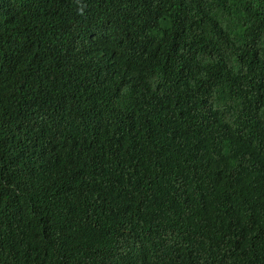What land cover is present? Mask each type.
Masks as SVG:
<instances>
[{
    "label": "trees",
    "instance_id": "1",
    "mask_svg": "<svg viewBox=\"0 0 264 264\" xmlns=\"http://www.w3.org/2000/svg\"><path fill=\"white\" fill-rule=\"evenodd\" d=\"M64 1L0 0V97L47 141L6 146L14 108L1 109L0 264H264V0H82L91 10L72 14ZM96 38L106 53L84 48ZM228 82L235 103L215 111ZM166 91L190 117L158 118Z\"/></svg>",
    "mask_w": 264,
    "mask_h": 264
},
{
    "label": "clouds",
    "instance_id": "2",
    "mask_svg": "<svg viewBox=\"0 0 264 264\" xmlns=\"http://www.w3.org/2000/svg\"><path fill=\"white\" fill-rule=\"evenodd\" d=\"M147 4L146 0H141L134 2L128 6H123L121 1H117L116 5L125 12H132L134 10H142ZM139 8V9H138ZM91 10L82 0H65L63 5L60 7L61 13H75L77 11H89ZM131 38L134 42H138L137 49L141 51H147L151 47L152 44L156 43V38L151 35V29L146 28H136L131 32ZM73 43L67 44L68 47H71ZM88 51L93 52L95 54L99 53H106L109 50V46L105 40L102 39H92L90 40L86 47ZM62 51V50H61ZM210 75L208 73H203ZM28 76V69L26 70V74L22 79L21 83L24 85ZM82 90L84 86L81 87ZM225 98L220 103L210 104V106L215 109V111H222L225 108V104H234L235 98L238 93V89L232 84V82L226 83L225 87ZM155 102L157 104V116L162 120H166V118L171 112H176L180 114L183 118H187L191 116L190 109L186 108L187 104L183 101H179V93L166 91L155 93ZM23 102L15 97H8L3 99L0 97V111L6 107H13L14 108V121L10 128H8L4 133L3 142L6 146L12 148L14 151H21L27 150L29 147L40 144L44 146L46 142H43L41 138L38 136L37 130L35 127L31 126L29 123V119H27V114L23 111L21 106ZM77 104L75 107V111H72L68 114V117L62 121V125H60L61 135L59 139L61 140L62 144L67 145L71 142V138L66 135L64 129L67 133H72L75 129L80 127V122L82 119L81 116V107ZM108 108V107H106ZM84 109V108H83ZM93 116L94 113H93ZM49 115H45V117L41 118V124L43 126L46 125L48 121ZM182 120V119H179ZM189 120V119H187ZM94 121L89 123V127L92 128ZM229 121L226 123L224 130L226 129ZM212 134H218L221 130L218 128L217 123L213 121L212 125L210 126ZM222 133V132H221ZM226 139L228 140L227 136L225 135ZM101 157V154H99ZM88 166H91L88 163ZM88 178H83V182H88ZM74 183H72L73 185ZM4 229L2 225H0V246L8 243V238L3 235ZM13 255L10 249H7L3 254L2 257L8 260Z\"/></svg>",
    "mask_w": 264,
    "mask_h": 264
},
{
    "label": "bare ground",
    "instance_id": "3",
    "mask_svg": "<svg viewBox=\"0 0 264 264\" xmlns=\"http://www.w3.org/2000/svg\"><path fill=\"white\" fill-rule=\"evenodd\" d=\"M224 1H226V0H224ZM217 2H218V0H217ZM226 3H228V2H226ZM225 5H226V4H225ZM159 6H160V5H159ZM109 7L111 8V5H110ZM116 7H117V6H116ZM116 7H114V9H116ZM157 7H158V6H157ZM157 7H156L155 9H157ZM110 8H109V9H110ZM161 8H162V7H161ZM106 9H107V8H106ZM153 9H154V8H153ZM111 11L113 12L114 10L111 9ZM116 11H117V10H116ZM116 11H114V12H116ZM119 11H120V10H119ZM153 11H154V10H153ZM155 12H156V11H155ZM108 14H109V13H108ZM108 14H107V16H108ZM116 15H117V14H114V18H116ZM102 16L104 17V15H102ZM102 16H101V17H102ZM109 16H110V14H109ZM111 16H112V15H111ZM111 16H110V18H111ZM105 17H106V15H105ZM108 18H109V17H108ZM101 19H102V22H103L104 20L106 21L105 18H104V19L101 18ZM122 19L124 20L125 18L122 17ZM120 20H121V19H120ZM105 21H104V22H105ZM109 21H111V20H109ZM113 21H114V20H113ZM1 22H2V21H1ZM121 23H122V22H121ZM118 24H120V23H118ZM114 25H116V24H114ZM121 25H122V24H121ZM11 29H12V28H11ZM14 29H15V28H14ZM14 29H13V30H14ZM18 29H19V28H18ZM39 30H40V29H39ZM0 32H1V28H0ZM113 33H114V32H113ZM121 35H123V34H121ZM27 36H28V35H27ZM116 36H117V35H116ZM124 36H125V35H124ZM27 38H28V37H27ZM43 39H44V38H43ZM113 40H114V39H113ZM0 41H1V40H0ZM21 44H22V43H21ZM45 45H46V44H45ZM44 47H45V46H44ZM80 47H81V46H80ZM80 50H81V52H82V48H81ZM44 51H45V50H44ZM44 51H43V52H44ZM54 54H55V53H54ZM78 54H79V53H78ZM83 54H85V53L83 52ZM93 54H94V53H93ZM77 56H78V55H77ZM83 56H84V55H83ZM85 56H86V55H85ZM59 58H60V56H59ZM75 58H76V57H75ZM75 58H74V59H75ZM84 59H85V58H84ZM62 60H63V59H62ZM70 60H71V59H70ZM78 60H79V59H78ZM68 61H69V60H68ZM91 61H92V60H91ZM21 62H22V61H21ZM77 62H78V61H77ZM79 62H80V61H79ZM83 62H84V61H83ZM85 62L87 63V61H85ZM58 63H60V62H58ZM70 63H71V65H72L73 62H70ZM90 63H91V62H90ZM92 63H93V62H92ZM92 63H91V64H92ZM73 64H74V63H73ZM75 64H76V63H75ZM77 64L79 65V63H77ZM81 64H82V63H81ZM87 64H88V63H87ZM50 65H51V64H50ZM83 65H84V64H83ZM88 65H89V64H88ZM92 65H93V64H92ZM58 67H60V66H58ZM70 67H71V66H70ZM61 68H62V67H61ZM76 69H78V68H75V71H76ZM79 69H80V68H79ZM79 69H78V70H79ZM83 70H86V69H83ZM72 71H73V70H72ZM79 71H80V70H79ZM42 72H43V71H42ZM79 73H80V72H79ZM88 73H89V72H88ZM39 74H40V72H39ZM84 74H86V73L84 72ZM49 75H50V74H49ZM87 75H88V74H87ZM89 77H90V76H89ZM51 79H52V77H51ZM91 80H92V79H91ZM88 83H89V82H88ZM86 84H87V83H86ZM58 85H59V84H58ZM87 85H89V84H87ZM63 91H64V90H63ZM70 91H72V90H70ZM116 91H117V90H116ZM121 95H122V94H121ZM121 95H120V97H121ZM84 99H85V98H84ZM49 105H50V103H49ZM47 106H48V105H47ZM45 109H46V108H45ZM39 121H40V120H39ZM58 125H59V124H58ZM54 127H56V126H53V128H54ZM59 127H60V125H59ZM51 129H52V128H51ZM47 131H48V130H47ZM57 131H58V130H57ZM45 132H46V130H45ZM45 132H44V133H45ZM59 132H60V131H59ZM54 136H55V134H54ZM52 139H53V138H52ZM50 144H51V143H50ZM53 145H54V144H53ZM41 148H42V147H41ZM45 148H46V147H45ZM43 149H44V147H43ZM50 149H52V148H50ZM47 150H48V148L45 150V152H46ZM59 150H60V149H59ZM61 150H62V149H61ZM61 150H60V151H61ZM62 151H64V150H62ZM59 154H60V152H59ZM61 154H62V153H61ZM72 155H73V154H72ZM59 156H60V155H59ZM61 156H63V155H61ZM66 158H67V157H66ZM58 159H59V157H58ZM67 159H68V158H67ZM70 159H72V157H71ZM70 159H68V161H71ZM55 160H56V159H55ZM62 160H63V159H60V161H62ZM64 161H65V160H64ZM64 161H62V162H64ZM65 163H66V161H65ZM65 163H62V164H65ZM60 167H61V166H60ZM54 168H55V167H54ZM57 169H58V168H57ZM52 170H53V168H52Z\"/></svg>",
    "mask_w": 264,
    "mask_h": 264
}]
</instances>
